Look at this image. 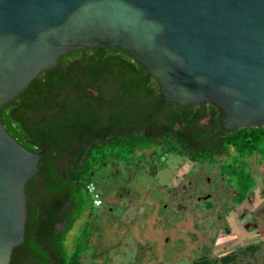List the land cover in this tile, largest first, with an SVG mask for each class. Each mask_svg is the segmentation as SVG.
Listing matches in <instances>:
<instances>
[{
	"label": "water",
	"instance_id": "water-1",
	"mask_svg": "<svg viewBox=\"0 0 264 264\" xmlns=\"http://www.w3.org/2000/svg\"><path fill=\"white\" fill-rule=\"evenodd\" d=\"M124 51L160 103H209L222 130L264 127V0H0V264L23 243L32 151L1 121L2 106L71 50Z\"/></svg>",
	"mask_w": 264,
	"mask_h": 264
},
{
	"label": "trees",
	"instance_id": "trees-1",
	"mask_svg": "<svg viewBox=\"0 0 264 264\" xmlns=\"http://www.w3.org/2000/svg\"><path fill=\"white\" fill-rule=\"evenodd\" d=\"M107 89L112 90L110 99ZM135 97L141 101L156 97L157 103L159 91L154 79L124 51L102 46L61 55L56 66L41 71L26 89L2 106L1 121L18 142L32 151L48 145L38 163L40 169L45 168V186L35 189L33 176L26 183L23 243L13 248L9 264H84L83 238L74 242L71 251L65 243L75 220L92 205L85 188L92 171L109 158L125 159V153L135 155L143 148L154 146V139L134 133V124L145 128L150 122L153 112L145 117L149 109H143V117L135 122L129 121L132 115L119 107H114L109 117L102 116L111 101ZM98 107L103 108L100 117ZM107 118L120 126V135H109L106 127L104 131L101 123ZM165 138L157 144L172 145ZM172 138L176 149L187 147L181 136L172 135ZM195 140L202 143L200 138ZM217 146V152L229 154L232 148L236 153L221 166V173L234 183L237 192L234 201L239 203L255 184L246 157L257 155L260 163L264 162V127L224 131ZM206 152L204 155L194 152L191 157L199 161L209 159ZM61 156L66 167L64 179L58 177ZM257 249V244L249 243L219 257L198 256L191 264H237Z\"/></svg>",
	"mask_w": 264,
	"mask_h": 264
},
{
	"label": "rangeland",
	"instance_id": "rangeland-1",
	"mask_svg": "<svg viewBox=\"0 0 264 264\" xmlns=\"http://www.w3.org/2000/svg\"><path fill=\"white\" fill-rule=\"evenodd\" d=\"M169 151L175 152H142L143 158L125 153L124 160L96 169L90 181L102 193L103 205H91L75 220L66 249L71 251L82 237L84 264H191L198 256L219 257L254 243L258 249L237 264H264V162L260 157L248 158L255 184L246 200L237 204L231 200L234 183L218 175L223 156H217L215 164L205 163L206 168H192L195 182L185 180L184 187H171L172 167L164 168L173 164L176 155ZM179 161L177 166L182 168L185 160ZM189 192L190 203L210 196L209 203L215 207L208 210L198 201L193 204L199 208L190 204L187 214Z\"/></svg>",
	"mask_w": 264,
	"mask_h": 264
},
{
	"label": "flooded vegetation",
	"instance_id": "flooded-vegetation-1",
	"mask_svg": "<svg viewBox=\"0 0 264 264\" xmlns=\"http://www.w3.org/2000/svg\"><path fill=\"white\" fill-rule=\"evenodd\" d=\"M157 89H158V87H157ZM89 90L92 91L93 89L89 88ZM93 93H94V95H97L96 91H93ZM106 93H107L108 98L110 99L111 93L110 92H106ZM159 101H160V97H159V100L157 101V103H156V97H154V98L150 97V98L145 99L144 101L143 100L141 101V99L136 98V97L133 99H129L128 101H125V100L124 101H120V100L116 101V100H114V101H111L110 104H107V106L105 107V109H106L105 114H103L102 116L104 118L106 116L109 117V112L111 110H113L114 107H119L121 110H126L128 115H132V117L130 118L129 121L135 122V121H137L143 117V115H142L143 109H149L150 110V112L146 111L147 116H145V117H148V115L151 112H153L151 114V120L145 128H140L139 125L134 124V133H137L139 135L144 134V135L148 136L147 138L149 140L150 139L155 140L153 142L154 146H152L151 148H143L142 150L138 151L137 153H139V155L141 156L142 152L150 153L149 155H156V151H158V150L163 151L165 149H169V150L175 151V152L169 151L170 154L172 153V154L176 155V156L172 155L173 156V164H171V166H169V167L164 168V169L168 170L172 167V171H173L172 177L168 181V183H170V185L172 184L171 187L176 186V185H182V187H184L183 182L185 180L188 183H189V180L191 182H195L197 177L194 178L193 176H191V173L195 174L194 172H192V168H194L195 166L201 167V165H204L205 163L210 164V165L215 164L217 162V156H219V157L223 156L224 157L223 161L219 163L218 175L220 176V178H227V176H224L221 173V166L227 162H230L231 158L236 153L234 152V150L232 148L229 149V154H226L223 151L217 152V150H218L217 142L221 137V133L226 131V130H222L220 128V125L218 122V114H219L218 109L209 103L186 106V105L177 104L173 101H166V102H162V103H160ZM92 105H95V104H92ZM98 110L100 111L98 114L100 117L101 112L103 113V108L100 109L98 107ZM101 125H102L104 131H105V127L108 129L107 133L109 135H113V134L120 135V133H121L120 126H118L116 123H113L108 118L104 119L103 123H101ZM91 132L93 133L92 130H91ZM172 135L173 136L174 135L181 136L185 140L187 147L185 149H183L181 147H178L176 149L174 147L176 142H175V139L172 138ZM164 136H166L165 139H167V141L170 142L172 145H169L168 147L158 145L159 144L158 142L161 139H164ZM196 138H200V142H202V143L197 144V141L195 140ZM96 141H98V139ZM164 141H166V140H164ZM205 142L209 143V145H205ZM203 145H205V146H203ZM205 150L207 151L206 153H208L210 155L209 159L205 158V160L199 161L198 159L194 160L191 157V154L194 152L199 153L201 155H204ZM248 158L249 157H246V161L249 165L248 170H249V172L252 173L251 165L248 161ZM179 159L185 160V165H183L182 168L177 166V163H180ZM59 160H60V163H59L60 168H59V176L58 177L60 179H64L66 176V173H65L66 167H65L64 157H62V159L59 158ZM122 160H124V159L109 158L108 160L101 162L100 166L102 168H104L108 163H111V162L113 163L116 161L119 162ZM148 161L152 164L154 160H152V157H151V158H148ZM101 167H99V168H101ZM204 168H206L205 165H204ZM44 169H45L44 167L41 169L39 168L38 171L36 172V174H34L32 177L33 178L32 179V186L35 189H41L42 187L45 186L46 172ZM96 169H94L92 171V173L95 172ZM208 179H209V181H211L213 178L211 179L209 177ZM233 190H234V194L231 196V200H232V202H235L234 197L237 194V192L235 189H233ZM249 193L241 202H239V203L235 202V203H237V204L243 203L246 200V198L249 196ZM185 196H188L185 199L187 200L186 204L187 205L189 204L188 209L185 210L187 212V214H189L191 212L190 204L196 203L198 201H201L203 207L208 209V210L215 207V206H212L211 203H209V199H210L209 197L210 196H208L206 198H204L203 196L202 197L200 196L197 199V201L196 202L194 201L193 203H190L191 202L190 192L187 193ZM193 206H194V204H193ZM199 206L200 205L197 203V205H195L194 207L199 208Z\"/></svg>",
	"mask_w": 264,
	"mask_h": 264
},
{
	"label": "built area",
	"instance_id": "built-area-1",
	"mask_svg": "<svg viewBox=\"0 0 264 264\" xmlns=\"http://www.w3.org/2000/svg\"><path fill=\"white\" fill-rule=\"evenodd\" d=\"M87 193L90 195L92 200V207L98 208L103 204L102 193L97 189L92 181H88L85 184Z\"/></svg>",
	"mask_w": 264,
	"mask_h": 264
},
{
	"label": "crops",
	"instance_id": "crops-1",
	"mask_svg": "<svg viewBox=\"0 0 264 264\" xmlns=\"http://www.w3.org/2000/svg\"><path fill=\"white\" fill-rule=\"evenodd\" d=\"M102 205H103V204H102ZM102 205H101V206H102Z\"/></svg>",
	"mask_w": 264,
	"mask_h": 264
}]
</instances>
